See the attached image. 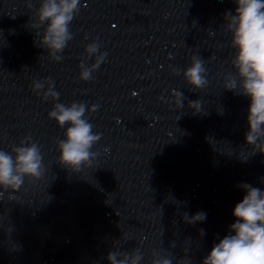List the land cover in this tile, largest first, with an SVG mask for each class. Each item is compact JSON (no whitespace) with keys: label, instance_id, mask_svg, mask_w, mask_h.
<instances>
[{"label":"clouds","instance_id":"1","mask_svg":"<svg viewBox=\"0 0 264 264\" xmlns=\"http://www.w3.org/2000/svg\"><path fill=\"white\" fill-rule=\"evenodd\" d=\"M234 2L235 11L225 13L224 25L225 31L231 34L230 46L235 50L231 64L236 71L235 74L225 75L223 87L250 98L245 141L253 151L264 153V0ZM79 3L80 0H40L31 19L30 27L40 37V46L54 62L62 59L60 54L73 38L69 26L80 11ZM28 7L32 8V4L29 3ZM41 27L42 35L39 31ZM100 47L95 41L86 46L87 58L95 55L96 59L91 66L81 61V81L91 80L92 73L105 60L107 53L100 52ZM183 76L189 85L198 90L209 83L205 62L199 55L191 57V64L183 70ZM45 84L47 91L43 93V99L58 100L59 93L55 91V82L51 78L33 81L32 90L39 95ZM173 96L178 108L182 107V92L174 90ZM189 106L199 111L201 101H190ZM96 108L94 105L90 111ZM86 110H89L88 106L82 102L70 105L55 103L48 113V118L60 128L68 125L64 139L57 144L58 161L74 172H80L82 167H91L97 155L91 149L101 138V134L93 132V125L85 116ZM43 159L41 147L31 138L27 143L21 141L19 146L12 148L11 153L0 150V188L4 191L10 189L14 193L21 189L26 178L39 180L45 171ZM240 187L246 195L233 209L236 219L229 226L230 234L213 245L202 264H264V191L246 183ZM0 196H3V192H0ZM184 219L189 224L203 222L206 213L197 212L191 217L185 214ZM152 257L151 264H172V259L159 251L154 250ZM106 259L108 264H140L143 254L139 248L131 252L111 250Z\"/></svg>","mask_w":264,"mask_h":264}]
</instances>
